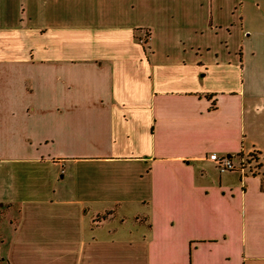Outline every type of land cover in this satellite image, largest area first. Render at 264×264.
<instances>
[{
	"label": "crops",
	"instance_id": "1",
	"mask_svg": "<svg viewBox=\"0 0 264 264\" xmlns=\"http://www.w3.org/2000/svg\"><path fill=\"white\" fill-rule=\"evenodd\" d=\"M210 153L264 158L244 0H0V264H264V170Z\"/></svg>",
	"mask_w": 264,
	"mask_h": 264
},
{
	"label": "built area",
	"instance_id": "2",
	"mask_svg": "<svg viewBox=\"0 0 264 264\" xmlns=\"http://www.w3.org/2000/svg\"><path fill=\"white\" fill-rule=\"evenodd\" d=\"M148 37L144 36L140 39V43L146 45ZM207 161L214 165L217 171L221 174L236 172L241 177H247L258 173L260 169L259 159L256 154H250L238 159L230 158L225 155H218L217 153H210L206 156Z\"/></svg>",
	"mask_w": 264,
	"mask_h": 264
},
{
	"label": "rangeland",
	"instance_id": "3",
	"mask_svg": "<svg viewBox=\"0 0 264 264\" xmlns=\"http://www.w3.org/2000/svg\"><path fill=\"white\" fill-rule=\"evenodd\" d=\"M245 10L250 13V16H264V0H244ZM251 19V18H250ZM259 170H264V158L259 159ZM15 260V259H13Z\"/></svg>",
	"mask_w": 264,
	"mask_h": 264
}]
</instances>
